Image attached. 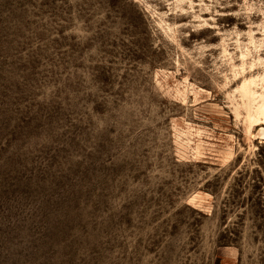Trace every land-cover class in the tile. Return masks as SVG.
Instances as JSON below:
<instances>
[{
	"label": "rangeland",
	"instance_id": "374dc122",
	"mask_svg": "<svg viewBox=\"0 0 264 264\" xmlns=\"http://www.w3.org/2000/svg\"><path fill=\"white\" fill-rule=\"evenodd\" d=\"M249 80L264 0H0V264H264Z\"/></svg>",
	"mask_w": 264,
	"mask_h": 264
},
{
	"label": "bare ground",
	"instance_id": "6f19581e",
	"mask_svg": "<svg viewBox=\"0 0 264 264\" xmlns=\"http://www.w3.org/2000/svg\"><path fill=\"white\" fill-rule=\"evenodd\" d=\"M254 83L255 82L253 80L245 81L242 85V92L243 95L248 98V100L253 101V103L255 104L254 101L259 97H256V91L251 89V85H255ZM258 101H256L258 102V105L256 106L255 113L254 115H252V125H264V95H261ZM248 102L246 104H248Z\"/></svg>",
	"mask_w": 264,
	"mask_h": 264
}]
</instances>
